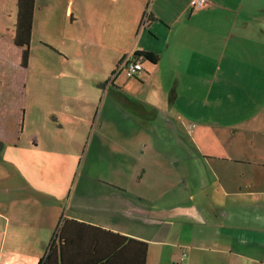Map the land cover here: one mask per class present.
Segmentation results:
<instances>
[{"label": "crops", "instance_id": "1", "mask_svg": "<svg viewBox=\"0 0 264 264\" xmlns=\"http://www.w3.org/2000/svg\"><path fill=\"white\" fill-rule=\"evenodd\" d=\"M191 1L34 0L27 66L39 48L50 78L11 130L23 154L0 153V264L55 235L65 264H136L141 244L145 264H264V0ZM16 18L0 0V60ZM137 52L157 61L128 79Z\"/></svg>", "mask_w": 264, "mask_h": 264}, {"label": "rangeland", "instance_id": "2", "mask_svg": "<svg viewBox=\"0 0 264 264\" xmlns=\"http://www.w3.org/2000/svg\"><path fill=\"white\" fill-rule=\"evenodd\" d=\"M3 1L7 2V0ZM38 53H42V51L39 48H34L32 55H34L35 60L30 62L29 69L28 66L24 68L20 66L21 50L17 47H11L6 53L4 52L0 60V125H3L5 130H9V133H0V137L2 136L5 146L1 153L5 159H11L13 156L23 154V149L14 148L10 146L9 142H12L16 138L11 134V130L16 129L15 125L18 117L23 120L24 112L26 115H30V112L35 110V106L31 104L30 99L25 97L26 91L35 89L37 84L40 85L43 80L50 78V75L45 74L47 65L43 59L41 60L39 58ZM35 94V91H32L30 94L31 99L35 100ZM39 102L41 105L37 106L36 111L41 113L44 112V105L41 103V98ZM21 125L22 121L19 130H21ZM26 134L25 130L23 133V139L25 141L27 139ZM51 143L48 148L54 151V142ZM56 152H62V150H56ZM64 152L67 159L65 161L61 160L60 175H73V181L71 183L73 184L75 177L80 173L85 174L88 168L85 165L82 169V160L85 151L80 148L77 151L66 150ZM75 152L77 155L73 158L72 153ZM63 162H65V167H62ZM70 190H72V193L74 192L73 185H70Z\"/></svg>", "mask_w": 264, "mask_h": 264}, {"label": "trees", "instance_id": "3", "mask_svg": "<svg viewBox=\"0 0 264 264\" xmlns=\"http://www.w3.org/2000/svg\"><path fill=\"white\" fill-rule=\"evenodd\" d=\"M16 9H17V18L14 27L13 34V44L15 47L21 50V67H26L29 57V46H30V37L32 29V18L34 11V0H16ZM135 60L143 63L147 61L149 63H156L157 57L153 53L149 52H137L133 56ZM136 78V77H135ZM131 78V79H135ZM129 79V78H128ZM4 149V144L0 141V153ZM62 222L67 223L71 222L68 220H63ZM61 223V222H60ZM61 226L58 228V232H63ZM57 237L54 236L48 247L46 248L43 256L39 259L37 264H65V246L61 245V242L56 244ZM63 240V238H62ZM131 242V240H129ZM65 245V244H64ZM124 250L122 248H117L116 253L120 255ZM145 253L146 246L141 244L140 253L136 256V264H145Z\"/></svg>", "mask_w": 264, "mask_h": 264}, {"label": "built area", "instance_id": "4", "mask_svg": "<svg viewBox=\"0 0 264 264\" xmlns=\"http://www.w3.org/2000/svg\"><path fill=\"white\" fill-rule=\"evenodd\" d=\"M207 5L206 0H193L191 1V7L201 9ZM149 8L144 12L142 17V27H144L149 20ZM121 69L125 76L129 79L137 77L143 71L142 63L138 60L133 59V57L126 58L119 66L118 70ZM187 255L182 252L179 256V264H187L186 262Z\"/></svg>", "mask_w": 264, "mask_h": 264}]
</instances>
